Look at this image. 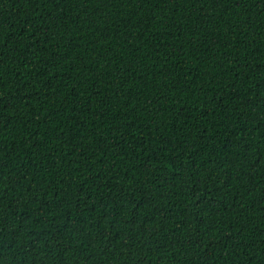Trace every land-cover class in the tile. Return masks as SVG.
I'll return each instance as SVG.
<instances>
[{"label": "trees", "instance_id": "1", "mask_svg": "<svg viewBox=\"0 0 264 264\" xmlns=\"http://www.w3.org/2000/svg\"><path fill=\"white\" fill-rule=\"evenodd\" d=\"M0 264H264V0H0Z\"/></svg>", "mask_w": 264, "mask_h": 264}]
</instances>
